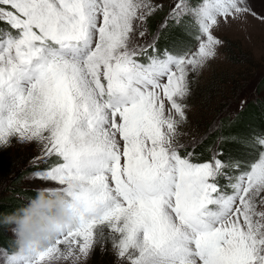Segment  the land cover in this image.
<instances>
[{"label": "snow or ice", "instance_id": "obj_1", "mask_svg": "<svg viewBox=\"0 0 264 264\" xmlns=\"http://www.w3.org/2000/svg\"><path fill=\"white\" fill-rule=\"evenodd\" d=\"M162 9L0 0V147L34 142L31 163L50 162L33 175L53 186L23 208L43 195L71 212L46 248L0 251V264H85L105 244L117 264H264V134L245 160L205 159L178 140L190 74L215 57L221 20L250 12L247 0H173L161 29L187 22L195 40L178 53L142 42Z\"/></svg>", "mask_w": 264, "mask_h": 264}, {"label": "rangeland", "instance_id": "obj_2", "mask_svg": "<svg viewBox=\"0 0 264 264\" xmlns=\"http://www.w3.org/2000/svg\"><path fill=\"white\" fill-rule=\"evenodd\" d=\"M161 2L163 9L155 13L158 16H154L160 20L155 24L154 30H149L148 23L146 24V36L142 38L144 43L153 41L154 37L156 40L173 0ZM191 2L196 3L197 0ZM247 6L249 13L237 19H229L226 23L221 20L214 30V35L222 42L215 57L198 73L190 74V95L185 101L186 121L178 128V140L181 144L199 145L209 134L220 128L219 122L224 117L231 122L246 102L256 98L255 88L264 77V0H247ZM152 17L153 15L147 21L150 22ZM169 23L176 26L178 31H185L180 37L181 40L189 39V44L172 48L163 46L160 51L167 49L178 53L195 44L193 29L187 22ZM258 95L264 98V89ZM218 143L216 140L212 153ZM40 155V147L34 142L13 141L7 147H0V200L8 198L14 187L23 191H38L43 186H53L33 175L50 163L46 160L43 165L32 164L31 161ZM6 234L15 242L11 225ZM16 250L15 245L9 253ZM0 251L3 249L0 248ZM85 264H117V257L111 245L105 244L97 246Z\"/></svg>", "mask_w": 264, "mask_h": 264}, {"label": "trees", "instance_id": "obj_3", "mask_svg": "<svg viewBox=\"0 0 264 264\" xmlns=\"http://www.w3.org/2000/svg\"><path fill=\"white\" fill-rule=\"evenodd\" d=\"M155 15L157 14L153 15L150 22L147 21L149 30H154L155 24L157 25L160 20L159 17H154ZM183 33L185 31H178L176 26L169 23L167 27L158 32L155 40L156 47L158 49L163 46L172 48L179 47L180 44H189V39L181 40L180 34ZM258 85L255 88L256 98L246 102L243 109L234 116L231 122L228 121L227 117H224L219 122L220 128L217 131L212 132L199 145L194 146L197 156L206 159L215 152H219L222 153V159L225 160H245L249 158L252 151L249 141L253 134H264V98L258 95L264 89V77ZM216 140L219 143L212 153L211 149L215 146ZM36 192L23 191L18 187L11 189L9 197L0 200V219L12 214L16 209L23 208ZM8 227V224L0 223V248L7 252L13 250L16 245L6 234Z\"/></svg>", "mask_w": 264, "mask_h": 264}, {"label": "clouds", "instance_id": "obj_4", "mask_svg": "<svg viewBox=\"0 0 264 264\" xmlns=\"http://www.w3.org/2000/svg\"><path fill=\"white\" fill-rule=\"evenodd\" d=\"M70 219L71 212L59 197L48 199L41 195L36 203L3 217L0 223L14 229L17 249H27L30 245L43 249L48 246L49 239H56L54 225L66 224Z\"/></svg>", "mask_w": 264, "mask_h": 264}]
</instances>
